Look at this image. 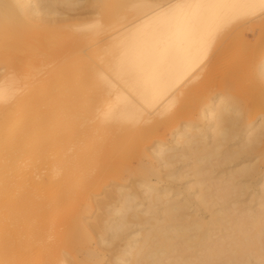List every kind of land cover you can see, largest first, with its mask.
I'll return each instance as SVG.
<instances>
[{"label":"bare ground","instance_id":"6f19581e","mask_svg":"<svg viewBox=\"0 0 264 264\" xmlns=\"http://www.w3.org/2000/svg\"><path fill=\"white\" fill-rule=\"evenodd\" d=\"M0 67V264H264V0H0Z\"/></svg>","mask_w":264,"mask_h":264},{"label":"rangeland","instance_id":"374dc122","mask_svg":"<svg viewBox=\"0 0 264 264\" xmlns=\"http://www.w3.org/2000/svg\"><path fill=\"white\" fill-rule=\"evenodd\" d=\"M149 0H111V21H117L120 18L123 17V15L125 14V12L132 8V7H136V6H140L143 3L147 2ZM166 5L163 4L162 7ZM53 45H57L56 42L52 43ZM32 69H36L38 67H40V64H34L33 66H31ZM1 68V67H0ZM58 67H53V71L57 70ZM57 72V71H56ZM64 81L63 75H60L59 73L55 74V73H51L48 74L47 76H44L40 79H38L37 81L32 80L31 77L28 76H24L20 79V82L25 86H30L31 88L36 87L37 89H39V91H47V93L41 98L40 97V101H35V97L32 98L30 100L31 97V93L29 92H25L23 93L24 97H25V103H22L20 105V107H17V110H23L25 112H28L29 115H34L37 111H39V115L38 117L33 120V122H35L38 119L41 118H45L47 119L45 122H37L36 124V128H35V135L36 138L39 139L40 142V149L41 151L36 154L37 156L35 157L34 162H36L37 165H45L47 166L49 164V162L46 161H51V159H53V155L56 156L58 154V146L53 144L51 145V149L49 148H45L42 144H43V138L49 136L51 133H55L57 132V129L60 126L61 120L59 119V111L62 109L63 107V101L65 100V91L63 90L62 87V83ZM73 81V80H72ZM33 94V93H32ZM40 94V93H39ZM39 94H37L38 96H40ZM32 123V122H31ZM13 125L17 126L20 124L19 120H14L12 122ZM170 139V137H169ZM151 147V146H150ZM49 149V150H48ZM146 154H149L151 152L150 148H146L145 149ZM46 162V163H45ZM32 161L27 162L24 167V170H27L28 172L31 171L32 169ZM131 166H133L134 168L137 167L138 162L137 160H132L131 161ZM123 167V173L121 178L119 179V183L121 184H126L128 186H132V181H131V177L129 176L128 172L126 171L127 168ZM262 168H264L262 166ZM47 179L48 180H52L54 181L56 176V172L53 171L52 167L48 168V172H47ZM45 181V180H44ZM48 184V183H47ZM40 185L42 184H38L36 187H40ZM34 187V186H33ZM45 190H43V195L45 197H49L51 195H53L56 187H54L53 185L48 186L47 188H44ZM39 190V188L37 189ZM111 190V183L110 184H103L102 187V191L97 195V199L98 200H102L105 199V193ZM93 214V212H92ZM97 215V213H96ZM95 215V217H96ZM94 217V218H95ZM93 219L89 220V222H92ZM107 251V250H106ZM105 251V252H106ZM109 251H107L106 254V258L107 259L105 262H103V264H108L109 261L111 259V253L108 256ZM109 257V258H107ZM82 259L81 256H79V261Z\"/></svg>","mask_w":264,"mask_h":264}]
</instances>
